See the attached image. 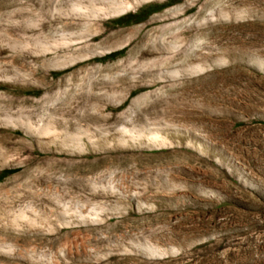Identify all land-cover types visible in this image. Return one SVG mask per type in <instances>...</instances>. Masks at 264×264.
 Here are the masks:
<instances>
[{"label": "rangeland", "instance_id": "374dc122", "mask_svg": "<svg viewBox=\"0 0 264 264\" xmlns=\"http://www.w3.org/2000/svg\"><path fill=\"white\" fill-rule=\"evenodd\" d=\"M91 1L0 0V264H264V0Z\"/></svg>", "mask_w": 264, "mask_h": 264}, {"label": "bare ground", "instance_id": "6f19581e", "mask_svg": "<svg viewBox=\"0 0 264 264\" xmlns=\"http://www.w3.org/2000/svg\"><path fill=\"white\" fill-rule=\"evenodd\" d=\"M143 1H147V0H143ZM107 2L110 5V11L113 14H121V13L125 12L128 8L131 7V4L129 2H125V1H121V0H111V1H107ZM74 9L77 10L78 12H93V13L97 10V8L95 7V1H93V0L90 2L89 5L77 4L74 6ZM13 122L23 126L26 134H31V135L35 136L37 138V140L39 138L48 137L54 133V131L51 130L48 127V125L37 124L34 126V125H32L31 122L23 121L22 119H19V118L13 119ZM158 137L159 136H157L154 133L153 139H157ZM18 164H23V162L18 163Z\"/></svg>", "mask_w": 264, "mask_h": 264}]
</instances>
